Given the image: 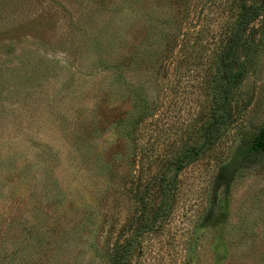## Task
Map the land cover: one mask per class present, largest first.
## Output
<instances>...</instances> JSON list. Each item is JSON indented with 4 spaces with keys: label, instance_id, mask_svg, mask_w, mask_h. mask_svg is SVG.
<instances>
[{
    "label": "rangeland",
    "instance_id": "obj_1",
    "mask_svg": "<svg viewBox=\"0 0 264 264\" xmlns=\"http://www.w3.org/2000/svg\"><path fill=\"white\" fill-rule=\"evenodd\" d=\"M260 3L0 0V264H111L114 248L127 264H264V157L202 223L219 163L264 124V32L220 143L159 209L156 188L207 120L219 45Z\"/></svg>",
    "mask_w": 264,
    "mask_h": 264
},
{
    "label": "trees",
    "instance_id": "obj_2",
    "mask_svg": "<svg viewBox=\"0 0 264 264\" xmlns=\"http://www.w3.org/2000/svg\"><path fill=\"white\" fill-rule=\"evenodd\" d=\"M264 32V3L242 6L237 19L231 24L230 33L219 41V51L215 61V70L210 78V105L207 120L198 127L197 138L184 143L180 150L167 160L168 178L165 174L156 183L160 204L164 203L167 194L177 185L179 173L191 163L197 161L207 150L220 143L223 132L228 128L233 116L232 102L247 69L246 56L248 39L249 47L254 39ZM264 157V124L251 134L239 136L230 157L219 163L211 185L209 204L202 217L204 225L213 223L221 210L217 207L219 193L227 194L236 174L242 169L256 165ZM144 197H140V202ZM157 218V209L153 213V222ZM111 264H127L123 257L113 249Z\"/></svg>",
    "mask_w": 264,
    "mask_h": 264
}]
</instances>
